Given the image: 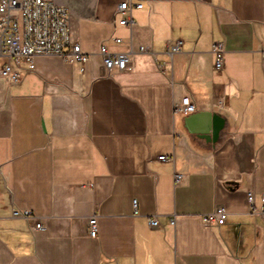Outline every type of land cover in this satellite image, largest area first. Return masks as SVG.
Masks as SVG:
<instances>
[{"label":"crops","instance_id":"obj_1","mask_svg":"<svg viewBox=\"0 0 264 264\" xmlns=\"http://www.w3.org/2000/svg\"><path fill=\"white\" fill-rule=\"evenodd\" d=\"M53 1L90 59L0 74V264H264V0H133L132 25L125 0Z\"/></svg>","mask_w":264,"mask_h":264},{"label":"built area","instance_id":"obj_2","mask_svg":"<svg viewBox=\"0 0 264 264\" xmlns=\"http://www.w3.org/2000/svg\"><path fill=\"white\" fill-rule=\"evenodd\" d=\"M143 2L125 0L118 5L117 13L121 15L120 23L132 25V10L142 8ZM70 15L68 9L55 3L53 0H0V53L6 57V61L0 68V74L12 82L21 79V69L31 70L35 68L33 58L41 54H53L63 57L68 61L85 63L90 59V54L82 50L79 41L73 39L70 28ZM117 43L123 41L116 37ZM183 45L182 40H177L169 47V52L179 51ZM140 51H148L146 46H140ZM102 61L108 72L113 70L125 71L131 63L130 51H111L106 44L100 48ZM217 68H221L223 61V50L215 48ZM161 68L164 65L161 64ZM181 113L188 115L196 111V104L189 96L182 99L179 106ZM166 159L165 155L159 157ZM182 177L176 174V180ZM252 200V193H249ZM264 203V193L261 195ZM14 216L32 217L30 210L16 209ZM229 213L223 206L216 208L213 212L204 215L208 223L224 224ZM35 217V216H34ZM35 228L43 229L42 221L35 217ZM175 224V219H171ZM150 225L158 227L160 221L157 217L150 219ZM89 234L97 237L99 234L96 216L89 220Z\"/></svg>","mask_w":264,"mask_h":264},{"label":"water","instance_id":"obj_3","mask_svg":"<svg viewBox=\"0 0 264 264\" xmlns=\"http://www.w3.org/2000/svg\"><path fill=\"white\" fill-rule=\"evenodd\" d=\"M218 128H219V126L216 125L215 130L217 131Z\"/></svg>","mask_w":264,"mask_h":264}]
</instances>
